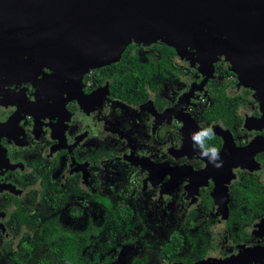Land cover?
Returning a JSON list of instances; mask_svg holds the SVG:
<instances>
[{"label": "flooded vegetation", "instance_id": "obj_1", "mask_svg": "<svg viewBox=\"0 0 264 264\" xmlns=\"http://www.w3.org/2000/svg\"><path fill=\"white\" fill-rule=\"evenodd\" d=\"M167 46L0 86V264H264V77Z\"/></svg>", "mask_w": 264, "mask_h": 264}, {"label": "water", "instance_id": "obj_2", "mask_svg": "<svg viewBox=\"0 0 264 264\" xmlns=\"http://www.w3.org/2000/svg\"><path fill=\"white\" fill-rule=\"evenodd\" d=\"M131 43H165L212 69L226 57L258 86L264 0H0V86L44 69L64 86L120 60Z\"/></svg>", "mask_w": 264, "mask_h": 264}, {"label": "rangeland", "instance_id": "obj_3", "mask_svg": "<svg viewBox=\"0 0 264 264\" xmlns=\"http://www.w3.org/2000/svg\"><path fill=\"white\" fill-rule=\"evenodd\" d=\"M121 257H120V261L118 262L119 264H127L126 262H128V256H129V252L128 250L124 249L123 252H121Z\"/></svg>", "mask_w": 264, "mask_h": 264}, {"label": "clouds", "instance_id": "obj_4", "mask_svg": "<svg viewBox=\"0 0 264 264\" xmlns=\"http://www.w3.org/2000/svg\"><path fill=\"white\" fill-rule=\"evenodd\" d=\"M208 132H211V129L210 128L207 130V132L204 133V135H207ZM199 138H200L199 135L194 136V139H199ZM209 151H211L213 154L216 153V149H214V148L213 149H210ZM205 154H207V153H205Z\"/></svg>", "mask_w": 264, "mask_h": 264}, {"label": "trees", "instance_id": "obj_5", "mask_svg": "<svg viewBox=\"0 0 264 264\" xmlns=\"http://www.w3.org/2000/svg\"><path fill=\"white\" fill-rule=\"evenodd\" d=\"M169 46V45H168ZM166 47L165 49L167 50V51H173V47H171V46H169V47Z\"/></svg>", "mask_w": 264, "mask_h": 264}]
</instances>
